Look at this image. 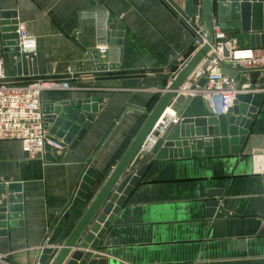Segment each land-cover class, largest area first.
Instances as JSON below:
<instances>
[{
  "label": "crops",
  "instance_id": "0c3cea01",
  "mask_svg": "<svg viewBox=\"0 0 264 264\" xmlns=\"http://www.w3.org/2000/svg\"><path fill=\"white\" fill-rule=\"evenodd\" d=\"M172 1L183 9L184 0ZM103 11L122 27L115 72H97L94 22L82 17ZM4 14H14L35 38L34 51H14L0 31L9 80L70 78L73 88L41 95L52 110L62 107L61 116L73 106L82 113L80 107L98 105L96 114L83 113L93 118L85 136L74 150L53 155L56 163L24 155L18 141H0V185H21L23 218L22 227L0 238V254L11 264H36L58 223L69 227L65 214L70 218L80 207L75 195L85 170L106 175L113 169L120 158L114 157L164 93L175 61L187 57L192 35L162 0H0V22ZM229 38L249 47L248 36ZM242 81L264 91V71H249ZM189 110L204 113L203 100L194 99ZM261 153L264 98L239 153L151 163L150 156L107 230L100 250L106 264H264V180L252 173ZM211 192L219 203L213 216L206 206Z\"/></svg>",
  "mask_w": 264,
  "mask_h": 264
},
{
  "label": "water",
  "instance_id": "95a60500",
  "mask_svg": "<svg viewBox=\"0 0 264 264\" xmlns=\"http://www.w3.org/2000/svg\"><path fill=\"white\" fill-rule=\"evenodd\" d=\"M162 1L174 11L178 19V15L185 20L195 14L200 16L201 37L206 41V45L194 53L176 75L170 76L164 93L159 96L106 179L102 182V172H97L91 167L85 170L75 197L81 204L90 199L88 205L75 221V217L68 218V213L65 214L67 224L74 221L72 229L68 232V225L60 228L61 232L56 233V237L41 247L37 264H106L104 255L107 253L100 250L103 244L105 245L103 241L107 230L114 215L125 204L146 168L144 166L134 174H127L138 154L145 157L151 155V163L173 159L219 157L240 152L264 98L263 93L239 95L227 115L221 116H213L206 101H203L204 113L191 114L189 109L192 98L178 96L177 93L209 53L213 22L218 23L222 32L229 37L248 36L249 48H264V0H184L183 9L172 0ZM1 19L5 20L0 22L4 45L13 46L15 47L13 50L17 51L15 42L17 20L14 14H4ZM109 29L110 44L121 46V34H116V31H121L122 27L110 24ZM223 55L228 56L226 51ZM117 68V65L96 66L97 70ZM222 73L233 78L236 87L239 86L240 71L223 69ZM204 83L205 80L201 79L198 84L202 86ZM88 104L86 101L85 105ZM51 106L54 105L42 103L41 106L43 128L48 139L59 144L64 150H74L76 144H73L82 140L93 121L92 116H85L83 113L96 114L97 103L89 108L80 107L82 113L73 106L74 108L65 112L67 117L61 116L63 110L58 103L53 110ZM167 108L175 114L178 123L174 124L165 115L163 118L169 123L161 134L155 136L153 143L148 144L155 125H161L159 120ZM45 150L48 151L49 148L45 147ZM44 159L51 163L57 162L50 153H46ZM216 193H208V198L211 199L207 201L206 206L211 208L212 212L214 210L211 216L215 214V209L219 205L217 200L212 199ZM2 194H5V199L3 204L0 203V238L7 236L8 229L23 226L21 185L16 183L0 185V197ZM261 234H264V221Z\"/></svg>",
  "mask_w": 264,
  "mask_h": 264
},
{
  "label": "built area",
  "instance_id": "2783aa9c",
  "mask_svg": "<svg viewBox=\"0 0 264 264\" xmlns=\"http://www.w3.org/2000/svg\"><path fill=\"white\" fill-rule=\"evenodd\" d=\"M82 17L91 19L94 22V52L97 66L100 64H104L106 67L117 65L119 68L118 62L121 49L119 46L110 44L109 14L105 11L90 12L83 14ZM178 17L191 33L192 42L187 51V57L179 56L175 61L176 71L171 74L173 76L185 66L194 53L206 45V41L201 37L202 24L200 16L195 14L188 20L180 15ZM15 35L18 51L32 52L35 50L34 36L18 20ZM224 51L227 52V57L223 55ZM203 65H205L204 68ZM118 68L116 70H97V72H115ZM223 69L241 72V82L238 87H236L233 78L222 73ZM249 71H264V48L237 46L229 36L222 32L219 24L213 22L210 51L201 64L190 74L177 95L185 98L190 97L192 100L199 98L206 101L213 116L227 115L239 95H253L261 92L264 94V91L251 90L249 83L242 81L243 75ZM69 79L42 77L9 80L5 76L3 65L0 62V141H18L23 154L28 157L33 155L44 157L46 153L55 155L63 152L64 149L59 144L48 139L47 132L43 128L41 95L48 91L73 88L71 84H68ZM201 79L205 80L202 86L198 84ZM157 92L161 93L162 91ZM172 114V117H169L166 111L161 116L159 120L161 125H155L148 144H152L155 136L161 134L169 123L163 118L165 115L174 124L178 123L179 120L175 118L174 113ZM45 147H48L49 150L46 151ZM252 173L264 180V153L253 157ZM2 258L3 256H0V260Z\"/></svg>",
  "mask_w": 264,
  "mask_h": 264
},
{
  "label": "rangeland",
  "instance_id": "374dc122",
  "mask_svg": "<svg viewBox=\"0 0 264 264\" xmlns=\"http://www.w3.org/2000/svg\"><path fill=\"white\" fill-rule=\"evenodd\" d=\"M123 153V152H122ZM139 155H141V154H139ZM139 155H137L136 157H135V159H134V161L132 162V164H131V166L129 167V169H128V171H127V174H134L135 172H136V169L137 168H140L142 165H143V163L145 164V162L148 160V158H150V156L151 155H149V156H146L145 158H142L141 156H139ZM152 158V157H151ZM150 158V159H151ZM149 159V160H150ZM149 160L147 161V162H149ZM109 174V173H108ZM108 174H106V175H104L103 174V179H102V182L106 179V177L108 176ZM90 200V199H89ZM89 200H87L86 202H84V203H82L81 205H80V207H79V211H76V212H74V213H72L73 214V217H75V219H74V221L76 220V219H78L79 218V216L81 215V213L84 211V209H85V207L88 205V202H89ZM74 221H70L69 222V227H68V232L72 229V227H73V225H74ZM62 223H64V222H62ZM59 224V226L58 227H55V229H54V232H53V237H54V235L56 234V233H60L61 232V229H60V226L61 225H63V224H61L60 225V222L58 223ZM64 226V225H63ZM62 226V227H63ZM49 242V241H48ZM1 262V264H11L9 261V259H7V258H5V257H3L1 260H0ZM37 264V263H36Z\"/></svg>",
  "mask_w": 264,
  "mask_h": 264
},
{
  "label": "trees",
  "instance_id": "16d2710c",
  "mask_svg": "<svg viewBox=\"0 0 264 264\" xmlns=\"http://www.w3.org/2000/svg\"><path fill=\"white\" fill-rule=\"evenodd\" d=\"M154 103H155V101H154ZM122 152H123V150L122 151H119V153L114 157L115 160L113 159V162H115L120 157V155L122 154ZM78 210H79V208L76 211H78ZM76 211H74V212H76Z\"/></svg>",
  "mask_w": 264,
  "mask_h": 264
},
{
  "label": "bare ground",
  "instance_id": "6f19581e",
  "mask_svg": "<svg viewBox=\"0 0 264 264\" xmlns=\"http://www.w3.org/2000/svg\"><path fill=\"white\" fill-rule=\"evenodd\" d=\"M170 112H172V111H170ZM173 113V112H172ZM169 114V113H168ZM173 115V114H172ZM172 115H170L171 117H172Z\"/></svg>",
  "mask_w": 264,
  "mask_h": 264
}]
</instances>
